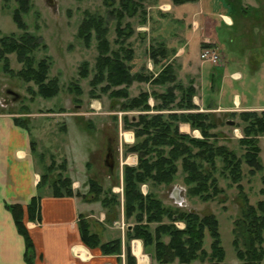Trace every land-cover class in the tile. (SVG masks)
<instances>
[{
  "label": "trees",
  "instance_id": "trees-1",
  "mask_svg": "<svg viewBox=\"0 0 264 264\" xmlns=\"http://www.w3.org/2000/svg\"><path fill=\"white\" fill-rule=\"evenodd\" d=\"M13 1L16 7L11 16L20 34L0 36L1 69L3 73L18 78L25 84H33L35 90L28 87L33 96L52 99L60 92V81L58 78H48L52 66L50 57L46 56L38 61L35 59V52L41 48L46 49V46L41 44L35 34L28 31L27 24L23 21V15L31 10L30 2L1 0L4 8H8ZM144 1L148 0L119 1L120 8L115 12L117 24L114 44L118 45L116 50L111 49L106 38L107 25L99 16L86 12L77 32L78 38L82 39L87 47L93 37L97 42L98 55L94 74L89 83L90 97L99 99L95 96V90L101 86L100 91L108 94L111 102L123 100L118 103L119 112L138 113L136 118L129 119L125 115L122 117L124 130L133 132L134 137L133 143L126 146L124 155L137 156L136 166L122 167L121 211L125 222L132 221L128 222L132 225L131 230L127 228L125 230L124 264H136L130 249L133 240L141 241L144 251L151 254L154 264H224L225 251L221 245L219 223L213 214L200 216L193 211L168 208L149 190L145 195L141 191V186L149 183L171 185L181 169L182 183L187 189L188 196L196 197L202 202L213 200L223 192L214 176L217 161L222 164L221 176H228L232 183L236 184L240 195V215L233 221L232 228L231 244L235 257L241 264H264V200L251 205L240 184L243 176L242 159L251 175L264 172L259 157L261 152L259 138L264 136V111L259 114L257 112L238 114L243 126V136L238 142L244 148V154L242 159L237 158L226 146L218 145L216 140L219 134L214 132L217 128L216 122L213 121L214 115L198 111L193 103L195 89L192 85H183L178 81L172 65H166L156 76L144 71L131 72L134 52L125 43L134 34V30L128 23L122 27L121 21L125 16L133 18L139 14L142 18L140 24L144 25L146 23ZM170 1L172 5L180 6L195 3L197 0ZM10 55H15L16 62L21 66L19 70L14 71L10 67ZM167 55L163 45L157 49L152 47L149 49V58L153 64H156L158 58L165 59ZM79 68V76L82 79L87 78L90 74L88 63L83 62ZM135 83H149L152 86H160L162 90L140 91L131 97L130 88ZM68 90L76 96L81 95L80 88L75 84H71ZM149 98L153 99V106L149 105ZM14 123L26 128L21 119L14 118ZM182 123L188 124L192 130L199 131L201 138L180 133L179 125ZM35 149L33 141V153ZM60 168L64 172L65 160L60 164ZM54 169L52 163L46 168V172L52 173ZM48 173L40 175L39 186L48 185L55 197L71 195L72 181L67 176L59 174L57 179L50 180ZM261 181L260 195H264V175ZM88 182L93 201L99 202L107 212L108 209L116 207L118 211L111 210V214H107L110 215L111 222L119 220L118 196L109 191L110 198L108 196L101 198L104 194L101 185L94 180ZM84 199L88 200L85 196ZM6 208L12 213L17 230L24 237L27 264H32L33 245L22 221L23 209L19 205H7ZM27 213L29 220L35 219L36 198L27 206ZM176 223H182L184 227L180 229ZM152 224L156 225L153 230ZM79 230L81 242L86 248L91 250L97 248L103 255L120 257L122 254L120 238L102 243L96 234L91 233L85 220L79 222ZM206 235L210 239L209 251L204 248Z\"/></svg>",
  "mask_w": 264,
  "mask_h": 264
},
{
  "label": "rangeland",
  "instance_id": "rangeland-1",
  "mask_svg": "<svg viewBox=\"0 0 264 264\" xmlns=\"http://www.w3.org/2000/svg\"><path fill=\"white\" fill-rule=\"evenodd\" d=\"M119 1L120 0H29L31 10L28 14L23 15V21L27 24L28 31L35 34L40 39L41 44L46 46V49L41 48L35 52V59L38 61L46 56L50 57L52 66L48 78H58L61 89L58 95L52 99H43L38 96H33L28 90V87L35 90V86L33 84H25L18 78L3 73L1 69L2 64L0 63V115L10 114L14 118L21 119L25 123L26 129L29 130L31 138H33L34 141H39L37 138L38 136L40 137L42 142L36 145L35 152L33 153L34 162L40 175L48 173L46 172V168L54 163L55 169L52 173H48L50 180L57 179L59 174L64 177L67 176L66 171L64 170L63 172L62 168H60V164L63 163L62 157H67L68 159L72 158L75 162V164L71 166L72 169H74L76 174H80L81 171L83 175V183L79 187H75V190L83 193L87 199H92L93 196L89 193L88 181L94 180L100 184L104 190V194L101 195V198L105 196L110 198L109 191L118 196L120 202V222L123 220L121 219L123 190L121 195L122 172L120 171L118 161L119 149L120 147L122 148L124 155L126 146L132 144L134 141V137H132L133 132H125L131 135L132 142H130V144L126 143L128 141L125 140V136L123 142L121 141V131H123V133L125 131L122 117L125 115L131 119L133 117L136 118L138 114H133L134 112H119L118 103H121L123 100L120 99V101L111 102V99L108 98V94H103L100 91L101 86H98L95 90V96H98L99 99H92L90 97L89 91L91 87L89 83L94 74L95 60L98 55L96 48L97 42L93 37L90 45L87 47L83 40L77 36L80 23L85 17V13L94 14L95 16L101 17L106 23L108 28L106 38L110 43L111 49L116 50L118 45L114 44V40L116 39L115 28L117 24L115 12L120 8ZM154 1L155 0H148L143 2L145 3L143 7L146 12V22L149 18V8L153 6ZM203 2L206 9H208V5L210 9L213 8L212 10L216 8L214 3L221 8L226 7L224 2L227 4L230 3L231 8L227 12L229 15L232 14L233 18L239 22L236 23L234 20V27L227 28L230 34L225 32L223 25L219 28L220 41L224 49L223 52L227 54L229 51H235V53L238 54L239 50H246L257 62H260L258 56H264V0H215V2L212 0H204ZM15 7L16 4L13 1L8 8H4L0 0V36L20 34L11 16ZM189 9H191L193 13L198 11L197 5H192ZM203 14L204 16L200 14V16L197 17V21L203 20V17H205V19L211 17L209 20L204 19L206 24L210 25V30L212 19H216L217 22L221 21L218 17H213L210 11ZM141 19L139 14L133 18L125 16L121 21V26L124 27L127 23L131 25L134 34L126 41L125 45H128L131 49L135 48L136 54L142 56L144 48H147L146 40L148 32H139L146 30L140 24ZM193 27H195L194 23ZM241 27L244 31L242 36L239 35L241 34ZM142 34L146 36L144 40ZM159 46H161L159 43L151 45L154 49H157ZM198 47V45H195L194 48L190 47L194 57L199 54ZM146 48L145 50H147ZM206 48L207 47H202V49ZM132 50L134 52V49ZM211 50L215 53L218 60L217 63L208 62L213 65L221 64L223 58L221 50L215 46L212 47ZM146 53L149 56V51ZM9 59L10 67L14 71L19 70L21 66L16 62L15 55H10ZM85 61L88 63L90 74L87 78L82 79L79 76V67ZM248 70L251 71L252 67H249ZM214 71L218 73L220 68H216ZM131 72H133V68H131ZM71 84H75L80 88V96H76L69 92L68 88ZM139 92V89L131 88L130 96ZM255 92L257 95L259 94L261 98H264L263 91L259 92L255 90ZM98 101H102V107H100V105L96 106V104H100ZM91 103H95V107L91 108ZM261 112L262 111L257 113L259 114ZM94 113L101 115L102 118L96 116ZM232 117L224 116L215 118L214 116L213 121L217 124V128L214 131H217V134H219L216 141L218 145L226 146L229 151L234 152L237 158H241L244 154V148L238 141L243 136V126L241 125L238 115L233 117L236 121L231 119ZM227 119H231L235 123L233 122L234 124L232 126H228L225 124V120ZM64 120L67 125L66 134L63 132ZM86 125L92 126V131L87 132L86 129L88 128H86ZM97 146L99 150H97ZM109 147L112 151L111 168L105 163V156L107 148ZM259 147L261 149L259 157L264 166V136L259 138ZM96 150L98 153H95ZM87 163L89 164L86 168ZM216 166L217 170L214 172V176L218 180V187L222 189L223 192L213 200L202 202L196 197L188 196L186 193L187 189L182 183L181 169H179L171 185H154L153 183H149L147 185H142L141 191L145 195L147 190H149L161 201L163 206L168 208L181 211H193L200 216L213 214L219 223L221 245L225 251L224 263L239 264V261L235 257V251L231 242L233 221L240 215V195L236 184H233L228 176H221L220 171L222 170V164L217 161ZM205 167L207 166L205 165ZM241 170L243 176L240 184L249 199V203L251 205H256L259 200H264V195H260V190L262 188L261 177L264 175V172H257L255 175H251L243 159ZM176 186L180 189L179 194H181V202H175L174 198L171 196ZM111 210L118 211L116 207ZM111 210L108 209L109 212H106L111 214ZM109 220L111 221V218H109ZM128 222L124 221L125 229L127 224H131ZM176 224L178 225V223ZM155 226L156 225L152 224L151 230H153ZM118 231L122 234L124 232L119 228ZM164 240L167 241L168 239ZM209 244L210 239L208 235H206L204 248L207 251H209ZM138 252L142 259L140 251Z\"/></svg>",
  "mask_w": 264,
  "mask_h": 264
},
{
  "label": "crops",
  "instance_id": "crops-1",
  "mask_svg": "<svg viewBox=\"0 0 264 264\" xmlns=\"http://www.w3.org/2000/svg\"><path fill=\"white\" fill-rule=\"evenodd\" d=\"M203 1L197 0L195 3H188L191 5L180 6L172 5L170 0L154 1L153 6L149 8L148 20L142 25L146 30L139 31L148 32L147 48L145 47L147 50L144 48L141 56L132 48L135 53L131 63L133 72H150L156 76L166 65H172L178 81L183 85H192L195 89L193 103L198 111L212 113L215 118L232 117L242 112L264 111V98L255 92V90L264 92V56L259 55L260 62H257L245 49L239 50L238 54L235 51L224 53L219 28L223 25L225 32L230 34L227 28H232L235 22H239L227 12L231 8L230 3L224 2L226 7L222 8L214 3L216 8L212 10L213 8L210 9L208 5L206 9ZM192 5H197V12L193 13L189 9ZM207 11H210L213 17L221 19L220 22L212 19L211 30L210 25L204 21L205 17L197 21V17L200 14L204 16L203 13ZM210 18L207 17L205 20ZM242 27L240 36L244 32ZM142 37L144 40L145 34H142ZM156 43L163 45L168 55L165 59L158 58L156 64H153L146 52ZM195 45L199 46V54L196 57L191 52ZM203 45L209 46L207 48L215 46L221 50L222 63L213 65L202 61L199 56ZM249 67H252L251 71L248 70ZM216 68H220L218 73L214 71ZM131 88L147 92L162 90L160 86H152L149 83H135ZM98 102L100 104L96 106L102 107V101ZM153 104V99L149 98V105ZM90 106L95 107V103H91ZM135 113L137 112L133 114ZM95 115L102 118L101 115ZM231 119L225 120V124L228 125V121L234 122ZM63 125V132L66 134L65 120ZM86 128L89 129H86L87 132L92 131V126L86 125ZM179 132L193 138H201L199 131L192 130L185 123L179 125ZM124 133L121 131L120 134L122 142ZM126 138H130V135L126 134ZM37 139L39 141H34L29 130L17 126L12 115H0V264H27L24 237L17 230L13 215L6 208L7 205H19L23 209L22 221L33 245L32 264H123L125 231L123 234L118 231L115 225L117 221L109 220L111 217L99 202L93 199L85 200L84 194L75 190V187L83 183V175L81 171L80 174H76L72 169L71 166L75 164L72 158L62 157L66 161V175L72 181L71 195L55 197L48 185H38L40 173L36 168L32 151L33 141L35 146L42 142L39 136ZM97 150L95 153H98ZM118 161L122 172L124 165L135 166L137 157L134 154L123 155L120 147ZM179 191L178 186L172 191L171 196L175 202L178 197L179 202L182 201ZM33 198L37 200V215L35 219L29 220L27 206ZM121 218L123 219V215ZM81 220L89 224L91 233L96 234L102 243L120 238L123 250L120 257L103 255L97 248L92 250L86 248L80 238ZM177 226L180 229L184 227L182 223H178ZM131 228L132 225L127 224V229ZM140 245L142 259L138 258L140 255L137 257L136 253V248ZM130 249L136 264H154L151 254L144 252L141 241H131Z\"/></svg>",
  "mask_w": 264,
  "mask_h": 264
},
{
  "label": "built area",
  "instance_id": "built-area-1",
  "mask_svg": "<svg viewBox=\"0 0 264 264\" xmlns=\"http://www.w3.org/2000/svg\"><path fill=\"white\" fill-rule=\"evenodd\" d=\"M212 48H206V49H203L202 51H201V53H200V59L202 60V61H205V62H211V63H217V56L215 55V53L214 52H212V50H211ZM132 142V141H131ZM120 191H121V195H122V187H121V189H120ZM122 219V218H121ZM115 225L121 230V231H124V229H125V224H124V221L123 220H121L120 222L119 221H117V222H115ZM127 228V227H126ZM126 230V229H125ZM123 264H124V262H123Z\"/></svg>",
  "mask_w": 264,
  "mask_h": 264
},
{
  "label": "water",
  "instance_id": "water-1",
  "mask_svg": "<svg viewBox=\"0 0 264 264\" xmlns=\"http://www.w3.org/2000/svg\"><path fill=\"white\" fill-rule=\"evenodd\" d=\"M228 123V125H233V122H231V121H228L227 122ZM112 151H111V149L110 148H107V153H106V156H105V163H106V165L107 166H109L110 168H111V166H112ZM177 199V201L179 202L180 201V199H179V197L178 198H176Z\"/></svg>",
  "mask_w": 264,
  "mask_h": 264
},
{
  "label": "bare ground",
  "instance_id": "bare-ground-1",
  "mask_svg": "<svg viewBox=\"0 0 264 264\" xmlns=\"http://www.w3.org/2000/svg\"><path fill=\"white\" fill-rule=\"evenodd\" d=\"M126 134H128V133H125V134H124V136H125V140L128 141V142H131V140H132L131 135L129 134V135H130V138L127 139V138H126ZM139 247H140V246H139ZM139 247L136 248L137 250L135 249V250H136V253H137V256H139V252H138V251L141 249V247H140V248H139ZM135 255H136V254H135ZM139 258H140V257H139Z\"/></svg>",
  "mask_w": 264,
  "mask_h": 264
},
{
  "label": "flooded vegetation",
  "instance_id": "flooded-vegetation-1",
  "mask_svg": "<svg viewBox=\"0 0 264 264\" xmlns=\"http://www.w3.org/2000/svg\"><path fill=\"white\" fill-rule=\"evenodd\" d=\"M107 163V162H106Z\"/></svg>",
  "mask_w": 264,
  "mask_h": 264
}]
</instances>
